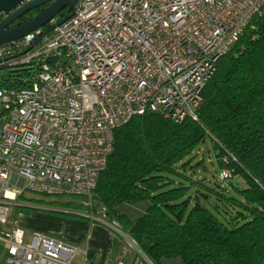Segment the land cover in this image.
I'll return each mask as SVG.
<instances>
[{"label": "built area", "instance_id": "2783aa9c", "mask_svg": "<svg viewBox=\"0 0 264 264\" xmlns=\"http://www.w3.org/2000/svg\"><path fill=\"white\" fill-rule=\"evenodd\" d=\"M262 6L264 0H80L61 23L55 17L0 44V225L25 191L89 197L114 132L132 117L198 120L219 59ZM0 241L7 264H88L76 260L80 247L41 232L0 229Z\"/></svg>", "mask_w": 264, "mask_h": 264}, {"label": "trees", "instance_id": "16d2710c", "mask_svg": "<svg viewBox=\"0 0 264 264\" xmlns=\"http://www.w3.org/2000/svg\"><path fill=\"white\" fill-rule=\"evenodd\" d=\"M202 97L198 120L175 123L152 112L118 128L95 189L81 197L133 238L152 264L172 259L179 260L176 264H264V6L219 59ZM205 137L213 145L219 180L197 173L208 171L203 164L193 170L199 178L191 171L190 159ZM225 170L229 176L222 178ZM237 177L245 186L233 181ZM225 180L233 194L216 192L217 205L211 206L201 184L227 189ZM227 204L235 213L227 212ZM133 206L143 209L135 218L126 211Z\"/></svg>", "mask_w": 264, "mask_h": 264}, {"label": "rangeland", "instance_id": "374dc122", "mask_svg": "<svg viewBox=\"0 0 264 264\" xmlns=\"http://www.w3.org/2000/svg\"><path fill=\"white\" fill-rule=\"evenodd\" d=\"M196 152V150H195ZM193 153L191 156H194ZM202 160L201 165L195 164V161ZM192 164L191 171L204 168L208 171L198 170L197 173H200L201 176L206 177L209 181L219 180V169L215 162V154L211 140L209 137H205L204 141L200 144L199 149L197 150V154L190 159ZM213 162V163H211ZM195 164V165H194ZM203 164V165H202ZM197 167V168H195ZM193 171L192 173L197 176V174ZM198 174L197 177L200 176ZM232 179V178H231ZM234 182L239 187L245 186V183L240 178H234ZM176 183H179L178 179H175ZM223 186L228 185L227 189H223L221 187H217V185H212L209 183V186H213L214 188L208 189L201 184V190H204L209 194V201L211 202V206L217 205V199L219 195L216 192H220L227 195H232L233 190L228 180L221 181ZM206 184V180H204ZM187 184V183H185ZM2 194V186L0 184V198ZM193 197V194L191 195ZM200 196V194H199ZM201 197V196H200ZM17 201V199H16ZM20 204H27L28 206H32L34 208L41 209V212H46L58 218L56 222V229L54 237L62 239L64 241L71 242L70 239H75L77 236H83V240H79L78 242L72 241L71 243H77L78 247L82 249H86V236L90 233L91 229L94 226L100 227L103 230L104 237H107V244L103 246V248L92 247L94 250V260L91 264H97V262L102 258L103 264H117L118 260H122L124 264H149L145 255L142 253H137L136 250L131 249L125 245L123 236L110 225H114V222L106 216L99 207L91 208L90 203L84 200L81 196H73V195H59V196H50V195H42L33 193L30 191H25L22 198L19 199ZM16 204H18L16 202ZM83 204L84 206H78ZM225 208L227 212L235 213V208L232 205L227 204ZM22 209V207L14 206L10 218L12 215L15 216L18 211ZM29 211L30 209H24ZM143 209L140 206H133L127 208V213L135 218ZM232 221V220H231ZM84 223V227L87 228L86 232L82 230V224ZM110 224V225H109ZM117 227V226H116ZM85 230V229H84ZM75 245V244H74ZM82 245V246H81ZM84 254L81 253L76 260L84 259ZM179 260H165L163 264H176Z\"/></svg>", "mask_w": 264, "mask_h": 264}, {"label": "water", "instance_id": "95a60500", "mask_svg": "<svg viewBox=\"0 0 264 264\" xmlns=\"http://www.w3.org/2000/svg\"><path fill=\"white\" fill-rule=\"evenodd\" d=\"M79 2L80 0H0V44L11 42L43 27L65 10L64 16L57 22L61 23L73 13ZM41 6L43 8L32 17L13 25L20 17Z\"/></svg>", "mask_w": 264, "mask_h": 264}, {"label": "crops", "instance_id": "0c3cea01", "mask_svg": "<svg viewBox=\"0 0 264 264\" xmlns=\"http://www.w3.org/2000/svg\"><path fill=\"white\" fill-rule=\"evenodd\" d=\"M23 195L24 194H22L20 198H22ZM20 198H17L16 202L18 204H16L15 206L22 207V209H20L15 216L12 215V218L9 219V222L7 224L0 225V229L9 230L13 227H19L25 231L26 237L29 236L33 232H41L53 238L59 239L57 237H54L55 232H57V229L55 226H56V222L58 218L46 212H41V209L34 208L32 206H28L27 204H23V203L20 204V201H19ZM24 209H30V210L26 211ZM82 230L85 232L87 230V228L84 227V223L82 224ZM105 235L103 233V230L100 227L94 226L91 229L90 233L86 236L87 248L86 249L81 248L82 251H84V256H83L84 259L82 260H86L88 264H91V262L95 258L94 257L95 252L91 248V246L97 247V248H103V246H105L108 242L107 237H104ZM83 239H84V235L79 236V237L77 236L75 239H70V240L71 242L73 240L78 242L79 240H83ZM59 240H62V239H59ZM65 242L71 243L69 241H65ZM74 244L76 245L77 243H74ZM6 257H7V245L3 241H0V264H7ZM102 260L103 259L101 258L97 262V264H103Z\"/></svg>", "mask_w": 264, "mask_h": 264}, {"label": "bare ground", "instance_id": "6f19581e", "mask_svg": "<svg viewBox=\"0 0 264 264\" xmlns=\"http://www.w3.org/2000/svg\"><path fill=\"white\" fill-rule=\"evenodd\" d=\"M9 194V193H8Z\"/></svg>", "mask_w": 264, "mask_h": 264}, {"label": "flooded vegetation", "instance_id": "af4514ba", "mask_svg": "<svg viewBox=\"0 0 264 264\" xmlns=\"http://www.w3.org/2000/svg\"><path fill=\"white\" fill-rule=\"evenodd\" d=\"M43 7V6H42Z\"/></svg>", "mask_w": 264, "mask_h": 264}]
</instances>
